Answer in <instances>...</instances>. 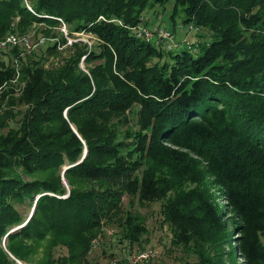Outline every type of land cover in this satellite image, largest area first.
<instances>
[{
    "label": "trees",
    "instance_id": "trees-1",
    "mask_svg": "<svg viewBox=\"0 0 264 264\" xmlns=\"http://www.w3.org/2000/svg\"><path fill=\"white\" fill-rule=\"evenodd\" d=\"M169 3L202 41L136 35ZM63 24L95 45L0 56V264H92L109 228L141 245L154 203L184 264H264V0H0V39L42 25L57 54Z\"/></svg>",
    "mask_w": 264,
    "mask_h": 264
},
{
    "label": "rangeland",
    "instance_id": "rangeland-1",
    "mask_svg": "<svg viewBox=\"0 0 264 264\" xmlns=\"http://www.w3.org/2000/svg\"><path fill=\"white\" fill-rule=\"evenodd\" d=\"M173 13L174 3H169L166 6L157 5L154 8L147 9L144 12V16L148 26H160L168 30H173L178 44H183L184 40L187 38L193 42H197L196 32L188 35L185 29H181L180 27L183 25L184 13L180 10L175 22H173L171 19ZM61 28L60 31L62 32ZM14 33L29 37L33 46H35L32 49L18 47L20 50V55L17 57V59L19 60L21 56L25 58L41 56L44 57L46 67L49 69L57 68L58 66L64 64L66 59L69 58L70 54L72 53L70 48L73 42L81 41L88 43L90 46L95 45V39L91 35L85 33L69 34V32L67 35H65V33L62 32L65 39L67 40V44L61 45L60 43L58 46V53L49 54L47 53V49L56 41V39L49 37V35L46 34L44 26L33 25L26 33L21 34L18 31H15ZM202 34L208 39L209 34L206 31L202 32ZM42 38L46 39L45 44L37 45ZM198 38L201 39V41L203 40V38L199 36ZM164 46L166 47L167 45L164 44ZM0 56L1 58L7 60L12 58V60L15 61L16 59V57L10 53V50L0 52ZM37 177H41V175L32 178ZM213 194H215V200L218 202V204L223 206L222 201L217 199V192L213 191ZM135 212L144 219L148 229L147 234L143 238L144 241L142 244L131 247L127 241L121 239V235L119 234V230L117 228H109L106 231V234L103 235V237L93 245L92 251L89 255V259L92 264H108L113 259H117L119 261L118 264H129L130 256H133L137 252L148 249L157 251L158 255L157 258L151 260L147 264H184L187 258L195 261L196 257H194L193 254H190L188 251L182 252L181 250H177L175 248L172 249V232L168 224L164 222L163 216L161 214V203H154L144 207L138 205L135 207ZM5 246L6 245H4V248L6 249ZM228 249V246L224 248L226 251H228ZM60 254H66V250L59 251V255ZM33 256L34 257L31 262H20L23 264H37V262L42 259V256H44L42 248L40 247L39 251ZM10 257L15 260L13 256Z\"/></svg>",
    "mask_w": 264,
    "mask_h": 264
},
{
    "label": "built area",
    "instance_id": "built-area-1",
    "mask_svg": "<svg viewBox=\"0 0 264 264\" xmlns=\"http://www.w3.org/2000/svg\"><path fill=\"white\" fill-rule=\"evenodd\" d=\"M146 20V19H145ZM181 29L184 28L188 35L193 34V32H198L199 29L193 25H182ZM62 32L65 35L68 34L67 27L63 24L61 28ZM136 35L140 38L145 39L147 42H152L154 44H166L169 50H173L178 47V42L176 40L175 34L172 30H168L166 28H162L160 26H147L141 25L136 30ZM46 39L42 38L37 45L45 44ZM183 44L189 48H191L194 44L189 38L185 39ZM10 47H23L25 49H32L33 44L29 37L17 35L15 33H9L5 37L0 39V50H7ZM157 251L148 249L137 252L133 256L129 258V264H147L151 260L157 258ZM119 261L117 259L111 260L108 264H118Z\"/></svg>",
    "mask_w": 264,
    "mask_h": 264
},
{
    "label": "water",
    "instance_id": "water-1",
    "mask_svg": "<svg viewBox=\"0 0 264 264\" xmlns=\"http://www.w3.org/2000/svg\"><path fill=\"white\" fill-rule=\"evenodd\" d=\"M86 155V154H85ZM85 155H84V157H85ZM6 244V242H4V245ZM18 264H23L22 262H20V261H18L17 262Z\"/></svg>",
    "mask_w": 264,
    "mask_h": 264
},
{
    "label": "crops",
    "instance_id": "crops-1",
    "mask_svg": "<svg viewBox=\"0 0 264 264\" xmlns=\"http://www.w3.org/2000/svg\"><path fill=\"white\" fill-rule=\"evenodd\" d=\"M177 38H178V37H177ZM196 40H198V41L200 40V41H201V39H199V38H197V37H196Z\"/></svg>",
    "mask_w": 264,
    "mask_h": 264
}]
</instances>
